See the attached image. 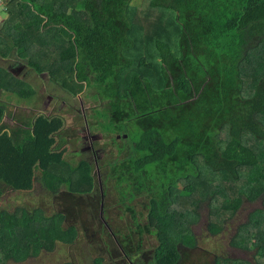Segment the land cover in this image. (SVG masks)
Instances as JSON below:
<instances>
[{
    "label": "trees",
    "instance_id": "1",
    "mask_svg": "<svg viewBox=\"0 0 264 264\" xmlns=\"http://www.w3.org/2000/svg\"><path fill=\"white\" fill-rule=\"evenodd\" d=\"M132 1L8 0L0 59L15 55L72 96L96 89L89 97L123 121L128 156L109 165L104 155L99 166L104 224L113 204L130 217L128 230L108 224L113 234L136 236L139 251L155 236V262L180 264V252L197 246L190 227L203 206L217 236L244 201L260 200L230 239L250 261L214 264H264V0ZM0 91L37 93L1 66ZM6 113L0 102V199L7 187L31 193L36 183L54 195L63 187L80 194L82 184L90 188L81 194L93 193L90 162L66 160L63 116L40 113L8 128ZM65 220L0 210V264L72 244L78 229Z\"/></svg>",
    "mask_w": 264,
    "mask_h": 264
},
{
    "label": "rangeland",
    "instance_id": "2",
    "mask_svg": "<svg viewBox=\"0 0 264 264\" xmlns=\"http://www.w3.org/2000/svg\"><path fill=\"white\" fill-rule=\"evenodd\" d=\"M141 2L142 0L132 1L134 5ZM9 13L8 2L7 6L0 10L1 23L5 21ZM81 17L85 22H89L87 14L81 13ZM70 53L72 54L73 51ZM0 66L6 68L13 76L27 82L37 92L35 98L28 99L0 91V102L7 107L4 125L8 128L19 127L22 120H32L40 113L63 116L66 119V128L61 134L62 142L71 146L66 160L74 165L81 160L90 162L96 183L92 194L91 192L81 194V191L90 188L87 184H82L80 194L75 195H70L65 187L58 194H51L41 189L39 183H36V189L31 193L16 192L8 187L5 188L4 195L0 199V210L9 212H15L16 209H24L29 212L41 210L46 216L64 213L66 217L64 226H76L78 229V237L70 245L56 242L52 251L42 249L36 257H30L21 262L8 260L5 264H95L97 260L109 261L112 264H125L126 259L115 244L116 241H120V238L123 239L115 229L128 230L129 214L119 212L118 206L120 205H111L109 221L115 228H113L115 232L113 235V231L108 228V223H106V227L102 219L103 217L105 220L107 216L101 215L103 210L101 209L102 191L99 188V174L102 177L101 187L104 185L103 190L106 188L105 177L102 176L106 173L105 168H99L104 165V155L108 158L109 165L128 156L130 147L128 134L125 129L120 130L123 121L113 117L110 107H104V103L97 105L94 102L95 99L89 97L93 93L96 94V89L89 92L84 86L78 93H72L75 96L69 95V92L54 84L47 74L42 76H36L34 73L28 74L24 61L22 62L15 55L0 59ZM7 78L10 76L8 75ZM101 99L106 98L103 96ZM87 131L91 134V141ZM99 155L102 158L97 165L95 159ZM258 208H261L260 200L254 203L244 201L238 214L227 223L221 234L212 236L208 231L207 209L203 206L199 211L198 225L190 227V231L193 232L197 240V246L194 249H185L180 252V264H214L215 258L250 261V254L239 252L230 247V239L236 228L245 223L248 214ZM131 239V243L136 245L137 237L134 236ZM129 243L130 241H124L127 246ZM157 247L158 242L155 238L146 235L143 249L147 251L149 257L139 258L136 263L150 264L153 260L155 261L154 251ZM130 260H133L132 257Z\"/></svg>",
    "mask_w": 264,
    "mask_h": 264
},
{
    "label": "flooded vegetation",
    "instance_id": "3",
    "mask_svg": "<svg viewBox=\"0 0 264 264\" xmlns=\"http://www.w3.org/2000/svg\"><path fill=\"white\" fill-rule=\"evenodd\" d=\"M28 69V68H27ZM28 74H32V73H30L29 72V70H28ZM36 76H38V75H36ZM39 76H42V75H39ZM88 132V131H87ZM88 135H89V137H90V141H91V134L88 132ZM91 148H92V142H91ZM95 164H97L96 163V160H95ZM98 165V164H97ZM99 183H100V189H101V191L103 190V187H101V181H100V174H99ZM104 222V221H103ZM198 225V223L197 224H195V226H197ZM105 226L107 227V225L105 224ZM110 230V229H109ZM193 233V232H192ZM113 234V233H112ZM114 235V234H113ZM194 235V234H193ZM195 237V236H194ZM196 239V238H195ZM115 244H117V246H118V250H119V252L121 253V255L126 259V263L125 264H138V262L136 263V260L138 261L139 260V258H143V257H149L148 256V254H147V251H145L144 249H143V245L141 246L142 247V250L141 251H139V249H138V247H139V245L138 244H136V245H133V243H131V241H130V243L128 244V246L127 245H125L124 244V240H121V238H120V241L118 240V241H116L115 242ZM102 251V250H101ZM182 251H184V250H182ZM121 256V257H122ZM132 257V261L130 260V258ZM153 260V259H152ZM215 260H216V258H215ZM214 260V261H215ZM145 261H148V259H145ZM103 263H107V264H112L111 262H109V261H102V260H97L96 262H95V264H103ZM118 263V262H117ZM158 264V263H156L154 260L152 261V263H150V264ZM140 264H142V263H140Z\"/></svg>",
    "mask_w": 264,
    "mask_h": 264
},
{
    "label": "built area",
    "instance_id": "4",
    "mask_svg": "<svg viewBox=\"0 0 264 264\" xmlns=\"http://www.w3.org/2000/svg\"><path fill=\"white\" fill-rule=\"evenodd\" d=\"M7 0H0V10L3 7H6Z\"/></svg>",
    "mask_w": 264,
    "mask_h": 264
},
{
    "label": "crops",
    "instance_id": "5",
    "mask_svg": "<svg viewBox=\"0 0 264 264\" xmlns=\"http://www.w3.org/2000/svg\"><path fill=\"white\" fill-rule=\"evenodd\" d=\"M118 207H119V208H118V211L121 212V213H123V211L120 210V209H121L120 206H118ZM101 209H102V208H101ZM120 216H121V215H120ZM110 219H111V218H110ZM111 220L114 221L113 219H111ZM120 220H121V219H120ZM106 221H107V223H108L109 225H111V224H110V221H109V218H108V220H106ZM111 226H113V225H111Z\"/></svg>",
    "mask_w": 264,
    "mask_h": 264
},
{
    "label": "water",
    "instance_id": "6",
    "mask_svg": "<svg viewBox=\"0 0 264 264\" xmlns=\"http://www.w3.org/2000/svg\"><path fill=\"white\" fill-rule=\"evenodd\" d=\"M103 193H102V209H103V201H104V198H103Z\"/></svg>",
    "mask_w": 264,
    "mask_h": 264
},
{
    "label": "clouds",
    "instance_id": "7",
    "mask_svg": "<svg viewBox=\"0 0 264 264\" xmlns=\"http://www.w3.org/2000/svg\"><path fill=\"white\" fill-rule=\"evenodd\" d=\"M7 3H8V0H7ZM7 3H6V6H7ZM103 191V190H102ZM102 193V192H101ZM150 236V235H149ZM152 237H154L155 238V236H152ZM155 240H156V238H155ZM157 241V240H156Z\"/></svg>",
    "mask_w": 264,
    "mask_h": 264
}]
</instances>
